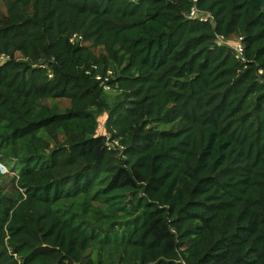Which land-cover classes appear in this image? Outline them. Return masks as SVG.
I'll return each instance as SVG.
<instances>
[{"label": "trees", "instance_id": "trees-1", "mask_svg": "<svg viewBox=\"0 0 264 264\" xmlns=\"http://www.w3.org/2000/svg\"><path fill=\"white\" fill-rule=\"evenodd\" d=\"M0 4V264H100L54 208L80 197L115 206V264H264V0H198L214 26L190 0Z\"/></svg>", "mask_w": 264, "mask_h": 264}, {"label": "rangeland", "instance_id": "rangeland-1", "mask_svg": "<svg viewBox=\"0 0 264 264\" xmlns=\"http://www.w3.org/2000/svg\"><path fill=\"white\" fill-rule=\"evenodd\" d=\"M0 12L1 14L5 13L4 6L0 4ZM231 44H234L235 42L229 41ZM114 95H116L114 93ZM48 105H55L57 109L60 112H63L66 110V108L69 107V103L66 100H57V101H47ZM106 113H103L98 118V125H97V135H103L107 134L105 130V121H106ZM108 135V134H107ZM8 169L0 164V173L2 174H9L10 176H13L12 173H7ZM104 188V185L96 186L95 191ZM92 192V193H93ZM102 201V199L97 200ZM55 210L60 209L61 211H64V214L67 218H69L70 215L78 216V220L80 222H84L86 224L85 232L87 234H91V232H95L99 235V237H95L94 241H92V245L88 251V254L95 262H100V264H115L118 261V255L120 253H123V246L120 244V237L122 236V233H125L123 230V227H117L116 231H112L109 235V241L104 242L105 237V228L108 224L113 222L112 217V210H114L115 206H109L107 204L98 203L91 201L90 204L86 208H84L83 205V199L82 197L63 202L61 204L54 206ZM86 212L84 213V211ZM85 215V216H84ZM78 224V222H76ZM84 224L82 227H84ZM118 224V223H117ZM127 259L130 257L129 252L125 253Z\"/></svg>", "mask_w": 264, "mask_h": 264}, {"label": "built area", "instance_id": "built-area-1", "mask_svg": "<svg viewBox=\"0 0 264 264\" xmlns=\"http://www.w3.org/2000/svg\"><path fill=\"white\" fill-rule=\"evenodd\" d=\"M131 2H137L138 0H130ZM170 1V0H166ZM198 0H190V8L185 14V16L188 19L196 20L201 23L210 24L211 26H214V18L211 15V13L203 11L198 8L197 6ZM82 38L78 35H73L69 38L70 43H75L81 41ZM215 41L219 45H223L225 47H228L235 55L237 59L243 60V47L241 44V38L236 39L234 44H231L226 38L223 36L216 35ZM8 59L7 56L2 54L0 56V64L3 63ZM50 76V75H49ZM114 72L110 69L106 70L103 74H97L95 79L99 82V86L102 88V90L106 93H110L114 91L112 86L109 84L110 80L113 79ZM106 137V146L109 150L117 151V155H120L123 151V146L120 145V143L117 140H111L110 136L107 134H103Z\"/></svg>", "mask_w": 264, "mask_h": 264}]
</instances>
